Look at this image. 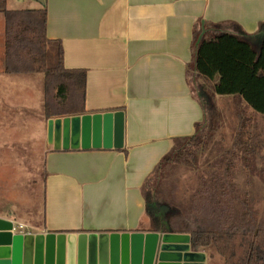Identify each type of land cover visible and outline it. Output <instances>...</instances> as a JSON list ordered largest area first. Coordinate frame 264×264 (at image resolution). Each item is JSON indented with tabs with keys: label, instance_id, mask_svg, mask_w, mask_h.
Here are the masks:
<instances>
[{
	"label": "crops",
	"instance_id": "obj_1",
	"mask_svg": "<svg viewBox=\"0 0 264 264\" xmlns=\"http://www.w3.org/2000/svg\"><path fill=\"white\" fill-rule=\"evenodd\" d=\"M24 1L33 9L45 6V34L61 43L64 67L86 71L85 114L123 113V147L82 150L79 144L72 148L68 141H56L52 131L48 138L40 77L3 72L0 13V136L14 138L15 130L23 128L19 125L30 129L14 121L24 122L32 111L44 123L37 150L42 185L35 211L40 220H24L13 202L0 205V219L13 224V233L76 235V251L83 248L85 257L75 263L87 264L82 235L149 232L143 181L173 140L192 135L203 119L186 80L194 23L234 21L253 34L264 21V0ZM12 207L18 209L15 219L5 216ZM209 260L205 254L204 264Z\"/></svg>",
	"mask_w": 264,
	"mask_h": 264
},
{
	"label": "trees",
	"instance_id": "obj_2",
	"mask_svg": "<svg viewBox=\"0 0 264 264\" xmlns=\"http://www.w3.org/2000/svg\"><path fill=\"white\" fill-rule=\"evenodd\" d=\"M4 19L3 72L41 75L45 120L81 116L86 71L63 65L61 43L46 37V8L9 10L0 0ZM186 80L202 113L194 133L176 138L141 186L149 232L187 234L193 252L211 248L223 264H264V219L253 208L249 193L235 183L236 162L256 172L261 149L256 118L264 117V21L248 34L234 21L210 23L198 19L192 28L191 61ZM217 98H229L237 124L229 148L195 179L190 192L178 196L175 171H198L219 130ZM166 208V211H162ZM211 258L213 255H207Z\"/></svg>",
	"mask_w": 264,
	"mask_h": 264
},
{
	"label": "water",
	"instance_id": "obj_3",
	"mask_svg": "<svg viewBox=\"0 0 264 264\" xmlns=\"http://www.w3.org/2000/svg\"><path fill=\"white\" fill-rule=\"evenodd\" d=\"M43 3V0H38ZM48 138L77 144L82 150L123 147L121 111L49 119ZM166 211V208H162ZM11 222L0 219V264H76L83 261V248L76 251L74 234L13 233ZM87 242V264H204L205 254L193 252L187 234L133 232L82 235Z\"/></svg>",
	"mask_w": 264,
	"mask_h": 264
},
{
	"label": "rangeland",
	"instance_id": "obj_4",
	"mask_svg": "<svg viewBox=\"0 0 264 264\" xmlns=\"http://www.w3.org/2000/svg\"><path fill=\"white\" fill-rule=\"evenodd\" d=\"M7 3V9L10 10L33 9L31 6H35L33 3H23L21 0H7ZM37 77H40L39 99L40 105H42V77L39 74ZM42 118L38 111H32L27 119L26 116L24 117V122L22 118L14 121L16 125L20 123L29 125L30 129L28 130L30 132L25 125H19V128L22 126L23 128L15 130L14 138L0 136L1 143H7L0 144V205L16 203L24 220H29L33 224L40 220L39 213L35 211V206H38L40 202L42 185V163L37 151L38 140L42 135L41 128L44 124ZM214 118L219 123V130L212 140L210 150L199 158L198 171L188 166H180L175 171V181L178 185L180 198L183 196L182 193L190 192L195 185L196 177L208 168L218 152L229 148L231 145L237 118L230 99L217 98ZM254 131L260 135L261 141V149L256 161V172L249 174L239 162H236L238 172L235 175V183L241 191L249 193L253 208L257 211L258 216L264 219V117L256 118ZM18 209L12 207L5 210L6 214H3L10 219H15V211ZM24 225L27 226V223L22 226ZM205 254L213 255L209 258L208 264H223V259L215 253L213 248L207 250Z\"/></svg>",
	"mask_w": 264,
	"mask_h": 264
},
{
	"label": "built area",
	"instance_id": "obj_5",
	"mask_svg": "<svg viewBox=\"0 0 264 264\" xmlns=\"http://www.w3.org/2000/svg\"><path fill=\"white\" fill-rule=\"evenodd\" d=\"M18 228H20V226H18Z\"/></svg>",
	"mask_w": 264,
	"mask_h": 264
}]
</instances>
